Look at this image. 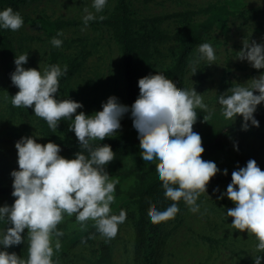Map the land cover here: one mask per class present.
<instances>
[{"label":"clouds","instance_id":"obj_1","mask_svg":"<svg viewBox=\"0 0 264 264\" xmlns=\"http://www.w3.org/2000/svg\"><path fill=\"white\" fill-rule=\"evenodd\" d=\"M108 0H92L95 12L84 8L85 27L97 19ZM105 17L100 16L103 20ZM24 24L21 13L12 7L0 10V29L19 30ZM64 33L58 31L50 43L63 44ZM237 59L248 61L255 69H264V42L244 39ZM29 53L15 55V70L11 82L19 91L10 97L16 107H32L34 114L43 118L50 129L57 131L60 121H71L69 130L78 139L80 151L72 158L61 155V147L53 141L37 142V135L23 136L15 143L18 170H12L11 205L0 206V264H57L54 249L59 250V237L63 231L57 225L64 214H75L77 222L85 226L94 222L96 231L105 238H114L119 226L126 221V210L117 213L111 209L115 200L117 180L105 170L115 159L109 144L93 145V140H104L121 129V120L130 113L133 127L138 133L142 163L158 165L156 174L164 189V195L172 203L164 209L150 206L148 220L153 224L175 218L182 200L193 213L200 212V196L207 193L210 180L221 172L216 162L205 160L201 135L193 130L197 122V109L209 112L204 96L193 86L178 88L163 75L148 74L138 80L139 95L129 106L112 95L102 103V110L93 114L84 111L81 102L58 97L60 78L67 72L65 64H51L43 71L24 65ZM209 65L217 60L216 50L210 42L197 46L196 55L189 60L191 76L197 73L201 61ZM229 93V94H225ZM218 95V104L225 119L242 117V130L259 127L254 113L264 102V73L246 84L236 83L227 92ZM73 114L74 118H73ZM205 121L207 115H203ZM236 150L238 146L234 145ZM224 169L223 174L227 175ZM226 191L217 198H229L234 207L226 210L231 217L230 226L247 231L256 237L255 251L264 253V170L255 159L231 173ZM219 192V188L214 189ZM27 230V236L22 235ZM56 237L53 242V237ZM89 238H94L92 234ZM27 241V258L9 252L12 246ZM254 264H262L264 255H254Z\"/></svg>","mask_w":264,"mask_h":264},{"label":"rangeland","instance_id":"obj_2","mask_svg":"<svg viewBox=\"0 0 264 264\" xmlns=\"http://www.w3.org/2000/svg\"><path fill=\"white\" fill-rule=\"evenodd\" d=\"M117 0H108L102 12H96L97 19L100 16L109 17L113 14ZM130 17L136 22L134 31L139 30L140 21L154 17L177 15L190 11L192 19L201 21L205 15L200 13L202 9L211 4H220L223 0H125ZM245 9L259 11L249 13L243 17L231 18L228 30L222 33L219 29L211 32L203 42H210L216 50L217 60L209 65L208 61H201L197 66V73L191 76L188 70V62L196 55V49L189 55L186 72L183 76V86L194 85L196 91L204 96V101L209 109L218 106V95L221 81L225 80L230 89L236 83L246 84L253 78H258L264 69H255L248 61L237 59L238 53L243 47V40H255L264 42V0H241ZM6 7H1L3 10ZM95 12L92 8V0H26L22 4L13 6L14 10L21 13L24 19L23 26L17 30L4 29L14 47L15 55L29 53L25 68L32 67L43 71L46 68L49 49L54 48L59 54V64L67 65L72 59H78L79 67L74 75L59 90V98H70L83 104L82 109L86 114H93L102 110V103L107 98L115 95L121 103L128 105L125 90V81L122 71L120 47L113 37L112 30L103 27L84 24L71 26L63 31L61 47L53 46L42 31L38 30L33 22L39 19L64 20L83 23L84 8ZM181 18L172 17L156 23L159 30L167 35H172L180 26ZM202 42V43H203ZM176 44L172 41L151 45V62L153 63V75H163L175 57ZM10 98L5 86V80L0 70V149L6 150L7 159L0 167V181L2 184L11 182L12 170H18V156L15 143L23 136L37 135L40 142L37 122L39 117L29 107L31 124L24 127L17 115L12 112ZM264 105L261 102L257 108ZM73 114V118H74ZM67 123V132L72 139H77L74 132L69 130L70 120L62 119ZM60 121V122H61ZM129 125V113L121 120V129L114 137L122 134ZM63 137L62 130L54 131ZM66 135V134H65ZM107 138V137H106ZM205 160L216 162L221 172L227 169L232 173L237 168L232 155L225 151H214L203 157ZM261 169L264 170V152L260 158ZM117 180L115 200L111 208H117L123 204L124 194L132 187L131 180ZM226 183H216L207 186V193H203L198 203L201 204L200 212L193 213L183 201L179 204L180 211L175 218L165 221L163 234L153 251L156 264H243L244 260L251 259L259 252L255 251L258 243L256 237L248 232L240 231L230 226L232 219L227 217L226 210L234 207V203L226 196L223 199L217 197L227 188ZM219 188V192L214 189ZM118 191V192H117ZM119 193V194H117ZM128 209H134L133 205ZM60 223H66L65 233L70 234L80 231L86 226L93 225L88 220L85 226L77 222L75 214H64ZM5 225L0 222V228ZM96 230H94V233ZM27 236V230L22 234ZM209 238L214 241L209 244L203 241ZM95 243L101 242L104 237L99 233L94 236ZM112 246V264H132L134 233L129 221L119 226L118 233L110 239ZM9 252H16L23 257L27 251V241L18 246H12ZM68 256L72 264H91L94 257L90 246L82 242H76L69 249Z\"/></svg>","mask_w":264,"mask_h":264},{"label":"trees","instance_id":"obj_3","mask_svg":"<svg viewBox=\"0 0 264 264\" xmlns=\"http://www.w3.org/2000/svg\"><path fill=\"white\" fill-rule=\"evenodd\" d=\"M24 1L26 0H0V8L17 6ZM199 12L205 15L201 21L193 20V13L186 11L177 15L144 19L140 21L139 30L134 31L133 24L136 21L130 17L125 0H117L113 14L103 20L95 19L88 22L89 26L112 30L114 40L120 47L122 71L129 106L139 95L138 80L152 73L151 45L167 41H172L176 44L175 57L169 67L163 71V76L176 84L178 88H182V78L186 72L188 57L203 42L204 38L216 29L226 33L231 18H240L249 13H257L259 11L245 9L241 0H223L222 3L208 5ZM259 14H264V11ZM172 17L181 18L179 28L172 35L165 34L155 25ZM33 24L48 38H52L56 36L58 31L63 32L71 26L84 23L39 19L34 21ZM14 57L15 51L11 40L4 29H0V70L5 80L9 98L19 91L10 79V74L15 70ZM51 64H59V54L54 48L49 49L46 67ZM67 66L66 74L60 78V88L76 72L79 67L78 59H72L67 63ZM197 75L202 76L200 72ZM228 90L225 80L221 81L219 95ZM10 105L12 112L17 115L21 124L24 127L29 126L31 124L29 109L23 106H13L12 103ZM197 113L198 119L193 125V130L202 137V145L205 149L202 158L214 151H225L233 156L237 167L245 166L249 159H255L261 167L259 162L264 152V105L257 108L254 113L255 118L259 121V127L250 125L248 130H242V117L238 116L236 119L233 118L231 120L225 119L220 105L210 109V114L199 108ZM203 115L208 116L207 121L203 119ZM67 126L66 122H60L58 127L64 134L61 137L48 127L47 122L43 118L39 117L37 122L41 139L39 143L45 144L48 141H53L60 145L62 149L61 155L66 158H72L76 152L80 151V148L78 139H72L69 136ZM140 143L138 133L133 127L130 113L129 125L122 134L107 137L102 141L98 139L92 141L93 145L109 144L115 153V159L109 162L105 169L111 178L131 180L132 182V187L124 194L123 204L117 208H111L117 214L121 208L126 210V220L129 221L134 233L132 264H156L153 248L163 234L165 221L159 224L151 223L148 220L150 206L164 209L172 201L164 195L162 181L158 179L156 174L158 165L151 167L143 165ZM234 145L238 146V150H236ZM7 153L9 152L0 149V167L6 161ZM231 178V172H228L227 175L217 174L210 180L208 186L216 183L229 184ZM12 180L5 185L0 181V206L5 203L11 205L14 202L15 198L11 195L13 191ZM129 204L133 205L134 209H128ZM57 228L63 231V235L59 237L61 247L59 250L54 249L53 259L57 261V264H72L68 252L72 245L79 241L90 246L94 257L91 264H112L110 239L104 237L101 242L96 244L93 238H89L92 234L95 236L98 233L97 231L94 233V230H96L94 224L70 234L65 233L66 223H59ZM55 239L56 237L54 236L53 242H55ZM202 240L209 244L214 242L209 238H203ZM27 255L26 251L23 257L26 259ZM256 255H264V253ZM253 258L244 260L243 264H254ZM262 264H264V261H262Z\"/></svg>","mask_w":264,"mask_h":264}]
</instances>
